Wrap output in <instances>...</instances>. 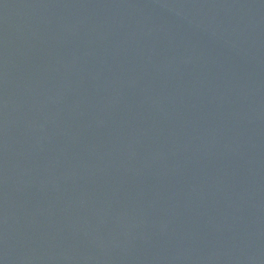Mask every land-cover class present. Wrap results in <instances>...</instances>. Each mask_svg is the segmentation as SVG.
<instances>
[{
  "label": "water",
  "instance_id": "95a60500",
  "mask_svg": "<svg viewBox=\"0 0 264 264\" xmlns=\"http://www.w3.org/2000/svg\"><path fill=\"white\" fill-rule=\"evenodd\" d=\"M0 264H264V0H0Z\"/></svg>",
  "mask_w": 264,
  "mask_h": 264
}]
</instances>
